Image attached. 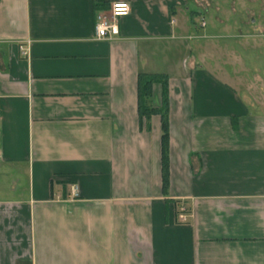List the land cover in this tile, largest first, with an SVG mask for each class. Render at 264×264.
I'll use <instances>...</instances> for the list:
<instances>
[{
	"label": "crops",
	"instance_id": "obj_1",
	"mask_svg": "<svg viewBox=\"0 0 264 264\" xmlns=\"http://www.w3.org/2000/svg\"><path fill=\"white\" fill-rule=\"evenodd\" d=\"M117 1L118 34L96 39ZM248 2L237 17L238 0H0V264H264V31ZM138 72L168 76L166 194Z\"/></svg>",
	"mask_w": 264,
	"mask_h": 264
},
{
	"label": "trees",
	"instance_id": "obj_2",
	"mask_svg": "<svg viewBox=\"0 0 264 264\" xmlns=\"http://www.w3.org/2000/svg\"><path fill=\"white\" fill-rule=\"evenodd\" d=\"M160 86L161 104H152L153 85ZM136 105L140 125L150 128V118L160 116L161 147V188L163 194L168 190V76L164 73L138 72L136 78Z\"/></svg>",
	"mask_w": 264,
	"mask_h": 264
},
{
	"label": "built area",
	"instance_id": "obj_3",
	"mask_svg": "<svg viewBox=\"0 0 264 264\" xmlns=\"http://www.w3.org/2000/svg\"><path fill=\"white\" fill-rule=\"evenodd\" d=\"M130 12V5L125 1H117L111 4L108 12H100L96 15V20L94 22V37L96 39H110L118 34V18L125 16ZM200 24L204 26V20L200 17ZM25 54V51L22 52ZM71 197H76L77 186L72 184L70 186ZM186 207L181 205L179 208L178 219L181 222L186 221Z\"/></svg>",
	"mask_w": 264,
	"mask_h": 264
},
{
	"label": "rangeland",
	"instance_id": "obj_4",
	"mask_svg": "<svg viewBox=\"0 0 264 264\" xmlns=\"http://www.w3.org/2000/svg\"><path fill=\"white\" fill-rule=\"evenodd\" d=\"M238 4H240V6H238V8H237V11H238L237 17H241V16L246 15L248 8L254 10L255 12L259 8L258 2L249 3L248 0H238ZM258 13H259V15H257V13H254L255 14V17H254L255 22L250 25V26H253L252 31H254L255 34H260L264 31V0H261L260 11ZM208 21H209V24H212V27L215 25L214 21H212L210 19ZM196 23L198 24L199 22L196 21ZM231 31H234V30H231ZM225 39H227L229 41L234 40V39H230V38H225ZM260 59H261V62L264 60V46L261 47ZM263 66H264V64L262 62V66H261L262 71H263Z\"/></svg>",
	"mask_w": 264,
	"mask_h": 264
}]
</instances>
